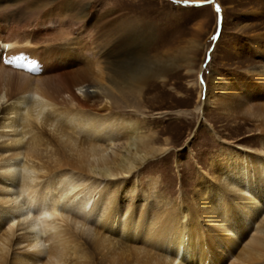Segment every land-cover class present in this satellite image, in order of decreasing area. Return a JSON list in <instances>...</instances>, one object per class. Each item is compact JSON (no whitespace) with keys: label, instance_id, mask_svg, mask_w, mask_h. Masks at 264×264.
Here are the masks:
<instances>
[{"label":"bare ground","instance_id":"6f19581e","mask_svg":"<svg viewBox=\"0 0 264 264\" xmlns=\"http://www.w3.org/2000/svg\"><path fill=\"white\" fill-rule=\"evenodd\" d=\"M11 1L16 2L15 5L21 2ZM58 10L50 9L45 15L33 18L23 16V11L19 12L22 16L17 15L18 12L7 14L9 16L2 19L4 24L0 25V101L10 104L4 120L0 121V137L9 135L12 147L9 155L0 156L3 160L0 161V225L20 218L27 220L32 234L26 247L29 253L25 257L16 256L13 264H28L33 256L32 264H65L69 255L80 250L79 236L70 230L72 226L91 234L95 247L108 248L114 259L116 255L122 256L125 246H113L108 232L121 240L120 243L130 245L129 254L137 255L142 250L147 255L154 254L155 264H165L166 260H171L169 263L175 260L176 264H238L233 252L243 242L245 259L263 256L264 152L256 154L244 150L241 160L235 156L224 158V180L237 179L230 181L241 194L232 199L219 194V204L212 201L209 205L204 201L201 206H194L195 213L189 217V223H185L184 210L176 214L172 208L170 213L149 204L138 206L127 202L133 196L135 182L124 183L116 190L117 185L107 181L118 175H130L142 164L151 154H141L149 136L143 133L137 120L115 111L110 105L89 107V87L107 86L105 89L112 92L108 95L110 101L115 103V88H138L144 77L124 84L109 59L103 68L101 59L110 54V50L106 51L109 45L97 46L90 57L89 49L74 54L52 48L53 43L41 45L34 35L37 31L26 28L34 23L44 26L55 21L64 29L65 16ZM39 11L40 5L33 10ZM16 29L21 30L22 37ZM52 69L60 72L57 78L48 75ZM93 71L96 84H84L77 92L78 81ZM234 76L230 79L211 76L204 105L221 107L228 116L241 114L245 118L264 120V68L249 69L244 77ZM197 110H202V106ZM39 124L56 129L53 133L58 135L56 145L60 158L57 159L55 152V156H51L54 167L35 163L38 148L41 145L48 148L51 144L42 131H34ZM260 127L264 131V121L260 122ZM29 132L30 140L25 142L24 137ZM123 145L128 151L126 156L120 151ZM220 171L221 163L215 166V172ZM40 173L48 180L38 181L43 178ZM221 182L215 181V184L224 189ZM205 192L207 196L203 197L199 191L200 196L211 201L213 192L211 189ZM261 215L263 218L256 224ZM203 216L205 225L198 219ZM7 225L5 236L0 240V264H6V241L15 230ZM207 234L211 248L205 240ZM148 244L151 250L146 248ZM156 246L161 249L156 250ZM255 264H264V258Z\"/></svg>","mask_w":264,"mask_h":264},{"label":"rangeland","instance_id":"374dc122","mask_svg":"<svg viewBox=\"0 0 264 264\" xmlns=\"http://www.w3.org/2000/svg\"><path fill=\"white\" fill-rule=\"evenodd\" d=\"M15 3L0 0V25L4 24L2 19L8 17L7 14L23 11V16L33 18L59 8V13L65 16L64 29L55 21L44 26L34 23L35 28H26L37 31L34 35L41 45L53 43L52 48L74 54L89 49L86 52L89 57L97 46L109 45L106 51L110 50L111 55L106 53L107 59H101L103 68L110 60L124 84L144 77L141 88H115V103L110 101L108 95L112 92L105 89L107 86L89 87V107L110 105L115 111L137 120L143 133L149 136L147 146L141 148V154L151 153L146 160L130 175L107 179L117 185L116 190L124 183H136L133 196L127 202L138 206L149 204L156 210L170 213L172 208L176 214L184 210L185 223H189V217L195 213L194 206H201L204 201L209 205L219 204V194L230 199L241 194L242 191L230 181L237 179L224 180V158L235 156L241 160L240 156H245L244 150L256 154L264 152V131L260 127L264 120L245 118L241 114L228 116L221 107L205 106L204 102L211 76L230 79L235 74L234 77H244L249 69L264 68V0H21ZM38 5L40 11L33 12ZM16 31L22 37L21 30ZM58 73L52 69L48 75L57 78ZM95 77L93 71L80 79L75 90L79 92L78 88L87 83L93 86ZM9 106V102L0 101V121L4 120ZM198 106H202V110H197ZM262 113L264 119V111ZM54 128L44 124L34 128L51 140L48 148L45 145L38 148L35 163L54 167L51 156L54 157L55 152L57 159L60 158ZM30 135L29 132L24 137L25 142L30 140ZM8 137H0V149L9 150L6 153L0 150V156L9 155L12 150ZM124 148V145L120 146V151L126 156L128 151ZM220 163L222 171L216 173L215 166ZM44 175L38 181L47 179ZM215 181H222L224 189ZM206 189H211L214 194L209 202L203 198L207 196ZM225 189L235 194L230 195ZM130 212L126 214L127 219ZM263 217L261 215L255 223L259 224ZM19 219L0 225V240L5 236L7 224L13 226V230L15 228L9 236L10 241H6V264H13L16 256L25 257L29 253L26 247L32 234L27 228V220ZM198 219L206 222L205 216ZM70 230L79 236L80 250L69 255L65 264H155L154 250L153 255H147L144 250L137 255L129 254L130 245L120 243L113 233L108 232L113 246H125L122 256L116 255V259L108 248L97 249L95 238L88 232L73 226ZM207 230L211 233L210 227ZM218 233L216 231V235ZM205 240L210 246L208 234ZM243 247L244 242L233 252L238 264H255L264 258L263 255L245 259ZM146 248L150 249L149 244ZM32 259L28 264H32ZM170 261L166 260L165 264H176L175 260Z\"/></svg>","mask_w":264,"mask_h":264}]
</instances>
